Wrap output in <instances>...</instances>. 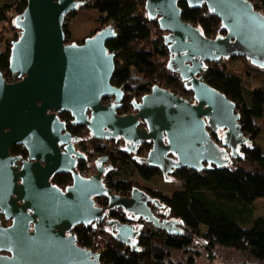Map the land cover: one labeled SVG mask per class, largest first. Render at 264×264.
<instances>
[{
  "label": "water",
  "instance_id": "95a60500",
  "mask_svg": "<svg viewBox=\"0 0 264 264\" xmlns=\"http://www.w3.org/2000/svg\"><path fill=\"white\" fill-rule=\"evenodd\" d=\"M26 1L14 19L19 36L9 49L14 82L0 72V264H102L99 254L77 244L73 229L79 225L104 223L115 240L135 252L142 231L132 220L180 236L179 221L164 218L165 206L145 190L133 187L121 196L105 185L104 176L113 169L107 155L94 160L96 174L82 177L77 164L87 156L57 115L68 113L70 125L84 126L94 140H120L128 155L150 143L149 151L132 160L157 168L165 180L182 168H225L251 140L241 131L235 104L205 81L206 66L244 58L264 70V17L248 0H145L148 21L164 32L166 69L191 91L193 101L154 85L131 101L133 113L118 115L126 96L112 84L115 55L106 48L116 37L114 27L66 43L63 25L81 1ZM179 2L191 9L204 5L225 34L205 37L181 19ZM104 99L113 102L104 105ZM12 145L27 152L18 166L20 157L9 154ZM56 174H70L71 184L64 190L53 185ZM95 198L106 199L109 210L122 209L129 222L107 219Z\"/></svg>",
  "mask_w": 264,
  "mask_h": 264
},
{
  "label": "trees",
  "instance_id": "16d2710c",
  "mask_svg": "<svg viewBox=\"0 0 264 264\" xmlns=\"http://www.w3.org/2000/svg\"><path fill=\"white\" fill-rule=\"evenodd\" d=\"M80 1L77 9L94 11L100 15L98 20L102 26L114 27L116 37L106 43L108 52L115 55V69L111 81L124 92L130 85H135V90L127 100L129 104L141 93L150 92L154 85L168 89L183 98L192 96L191 91L166 69V50L161 46L163 35H159L156 40L151 38L152 29H157L158 26L154 21H148L145 0ZM248 1L252 3L254 10L260 9L264 12V0ZM26 3V0H0V23L10 20V13H14L15 17L21 14ZM178 7L181 9V19L199 28L205 37L215 38L225 34L220 29V21L209 13L204 5L191 9L185 3L179 2ZM71 15H74V12L67 16L63 25L66 43L73 42L66 28V21ZM158 31L157 29L155 32ZM18 36L15 35L11 43L17 40ZM9 53V48L0 52V72L6 80L11 76L8 71ZM235 59L238 58L227 60ZM227 60L208 64L204 79L210 87L235 104L240 115L241 131L251 140L239 148V164H232V169L229 170L231 174L225 172L220 178L215 173L217 168L213 165L200 172L182 168L173 175L181 189L166 195L133 183L130 178L118 177L122 171L135 174L143 182H150L161 176L157 168L133 161L134 154L123 152V146L119 142L112 141L108 147H104L103 141L89 139L88 147H85L84 143L79 144L83 151H87L88 157L108 156V162L113 169L105 174V180L115 194L127 196L133 187L145 190L165 206L163 217L178 220L182 228L180 236L167 235L160 229L142 228V233L136 240L138 250L135 252L115 240L112 229L104 223L96 228L81 225L75 227L73 233L77 244L86 249H91L96 233L107 234L109 241L100 254L102 264H179L170 259L173 251L187 252L185 255L189 254L190 258H187L186 264H194L195 257L203 253L209 264H212L217 248L233 250L252 260V263L246 261L240 264H264V213L258 217L254 215L256 202L264 201V150L256 144L261 133L258 121L263 118L264 91L261 88L250 90L244 87L240 76L228 72ZM254 69L263 70L256 67ZM250 71H245L246 81L252 83L251 80L259 74L255 70ZM59 118L66 122L67 130L72 135H88L83 126L70 125L71 117L68 113L60 114ZM214 140L220 145L221 141L217 135H214ZM150 148V143H144L138 148L136 156H143ZM18 153L25 155L23 150L13 146L11 154ZM83 167L84 165H81L80 170ZM235 176L239 182L237 187L233 182ZM51 182L64 189L72 180L70 174H56ZM94 200L97 206L105 210L107 219H115L121 223L129 222L128 215L122 209L109 210L104 198ZM1 223L7 224L3 218ZM132 223L139 227L143 221L138 219ZM201 228L205 231L201 232Z\"/></svg>",
  "mask_w": 264,
  "mask_h": 264
},
{
  "label": "rangeland",
  "instance_id": "374dc122",
  "mask_svg": "<svg viewBox=\"0 0 264 264\" xmlns=\"http://www.w3.org/2000/svg\"><path fill=\"white\" fill-rule=\"evenodd\" d=\"M99 14L96 12L92 11H87L84 9H76L74 11V15H71L68 17L66 21V28L69 32V36L72 41H76L77 43H80L84 40V37L91 36L95 33V31L103 28L99 22ZM10 20H8L5 23H0V52H4L7 48L10 49V44L11 41L14 39L15 35H19V30L15 28L14 26V18L15 14L10 13ZM156 23V22H155ZM159 30L158 32H154ZM157 29H152L153 34L151 36L152 39H157L159 35H164V32L161 31L158 27ZM167 58V50H166V57ZM232 59V58H231ZM227 66H228V72L233 75L240 76L243 79V85L244 87L253 90L255 88H261L264 91V70L257 71V69H254L252 65L249 64L247 60L244 59H235V60H227L226 61ZM249 69L251 71L255 70L259 74L254 79L251 80L252 83L246 81V74L245 71ZM250 71V72H251ZM191 96H188V98ZM187 98V97H185ZM128 99V98H127ZM258 125L261 129L260 136L257 138L256 144L262 147L264 150V113H263V118L258 121ZM103 142H108L111 143L112 141H103ZM109 146V145H108ZM145 154V153H144ZM239 164L236 161H232L227 167L225 168H217L216 174L217 176L222 178L223 173L229 172L231 170L232 164ZM231 174V173H230ZM174 175V174H173ZM173 175L170 177V179L163 181L161 176L156 177L151 181L152 185H155L154 187L151 185V188L149 189H154L161 191L163 194L169 195L173 191H179L181 189L180 185L178 184L177 181L174 180ZM235 175V174H234ZM118 177L122 178H130L133 183L143 185V181H141L138 177L135 176L133 173L129 172H124L122 171L121 173L118 174ZM263 181V180H261ZM233 182L235 187L236 185H239L237 176L233 177ZM222 183V182H220ZM262 183L260 182V187ZM240 185H242L240 183ZM264 213V201L263 200H258L255 204V211L254 215L255 216H261ZM144 224H149L145 221H143ZM150 225V224H149ZM151 227V226H150ZM152 228V227H151ZM155 229V228H153ZM205 229L201 228V232H204ZM202 251V250H201ZM186 253H183L182 251H173L171 252V261L174 263H179V264H186L185 261L187 258H190L189 254L185 255ZM214 260L211 262L212 264H240L242 262H249L252 263V260L247 259L245 257H242L239 253L229 250V249H223V248H217L214 253ZM194 264H209V261H207L205 254H200V256L197 255L194 259Z\"/></svg>",
  "mask_w": 264,
  "mask_h": 264
},
{
  "label": "flooded vegetation",
  "instance_id": "af4514ba",
  "mask_svg": "<svg viewBox=\"0 0 264 264\" xmlns=\"http://www.w3.org/2000/svg\"><path fill=\"white\" fill-rule=\"evenodd\" d=\"M92 36V35H91ZM89 37V36H88ZM9 60V59H8ZM9 71V70H8ZM10 73V72H9ZM2 74V73H1ZM10 78L8 79V80H6L5 78H4V76H3V78L6 80V82H8V83H12V82H14V77H13V75L10 73ZM22 79V77L21 78H18L17 79V81L18 80H21ZM128 99L126 98V99H124V101H123V106H122V108L117 112V114L118 115H126V114H131V113H133V109H132V107H131V103L129 104V102L127 101ZM113 102V101H112ZM111 101H109V99H104V100H102V103L104 104V105H107V104H111L112 103ZM62 113H66V112H62ZM62 113H60V114H62ZM60 114H58L57 116H58V118H59V116H60ZM60 119V118H59ZM61 120V119H60ZM62 121V120H61ZM64 122V121H63ZM66 123V122H65ZM67 125V124H66ZM84 127V126H83ZM85 128V127H84ZM66 129H67V127H66ZM69 132V131H68ZM84 133V132H83ZM75 136V135H74ZM77 137H79V136H77ZM89 139H92V138H90V136L89 135H86V136H84V137H79V142H77V144H75L76 145V148L78 149V150H80L81 152H83V153H85L86 154V156H87V151L85 150V151H83V149H81L80 147H79V144H81V143H84V146L85 147H88L89 146ZM111 141V140H110ZM114 142H119L122 146H123V149H124V147H125V144L123 143V142H121L120 140H113ZM13 146H16V147H19L21 150H23L24 151V153H25V155H22V154H11V148L13 147ZM9 154H10V156L11 157H20V161H17L16 163H15V165L14 166H18V165H20L21 164V160H26V158H27V152L25 151V149L22 147V146H19V145H12L11 147H10V149H9ZM137 153L135 152L134 153V155H136ZM97 158V156H92V157H88L87 156V161H86V163H81V162H78V164H77V170H78V172H79V174L81 173V172H83L86 168H87V165L89 164V162L91 161V160H95ZM81 165H84V167L80 170V167H81ZM104 178H105V176H104ZM51 179L52 178H50V182H51ZM105 180V179H104ZM105 182H106V180H105ZM52 183V182H51ZM53 184V183H52ZM54 185V184H53ZM56 186V185H55ZM69 186V185H68ZM106 186L109 188V186L107 185V182H106ZM67 187V186H66ZM65 187V188H66ZM59 188V187H58ZM64 188V189H65ZM61 189V188H60ZM64 189H62V190H64ZM137 220V219H136ZM133 222V220L131 221V223ZM7 224H8V222H7ZM6 224V225H7ZM133 224V223H132ZM140 226H141V224H140ZM139 226V227H140ZM141 229V228H140Z\"/></svg>",
  "mask_w": 264,
  "mask_h": 264
},
{
  "label": "built area",
  "instance_id": "2783aa9c",
  "mask_svg": "<svg viewBox=\"0 0 264 264\" xmlns=\"http://www.w3.org/2000/svg\"><path fill=\"white\" fill-rule=\"evenodd\" d=\"M255 11H257L260 15H262L263 17H264V12L262 11V10H260V9H258V10H255ZM155 32V31H154ZM153 32V33H154ZM164 40H163V38H162V47H164L165 48V50H166V47H165V45H164V42H163ZM135 90V85H130V87H129V89L126 91V92H124L125 93V96H126V98H129V96H130V94H131V92L132 91H134ZM145 93H141L137 98H135V99H139L142 95H144ZM183 98V97H182ZM183 99H185V100H187L188 102H192L193 101V98H192V96L191 97H189V98H183ZM109 101H113V99H109ZM108 145H110V143H108V142H102V146H104V147H108ZM94 174H96V168H95V164H94V160H91L90 162H89V164L87 165V168L83 171V172H81L80 173V175L82 176V177H90V176H92V175H94ZM105 179V178H104ZM104 183H105V185H106V182H105V180H104ZM145 227H147V228H149L150 227V225L148 224H144V222H143V224H141V226H140V228L142 229V228H145ZM151 228V227H150ZM153 229V228H152ZM109 240H108V236H107V234H105V233H103V234H101V233H96L95 234V236H94V238H93V245H92V247H91V249H89V250H91L92 252H94V253H96V254H101V252L103 251V249L105 248V245L107 244V242H108Z\"/></svg>",
  "mask_w": 264,
  "mask_h": 264
},
{
  "label": "crops",
  "instance_id": "0c3cea01",
  "mask_svg": "<svg viewBox=\"0 0 264 264\" xmlns=\"http://www.w3.org/2000/svg\"><path fill=\"white\" fill-rule=\"evenodd\" d=\"M73 42H76V41H73ZM156 178V177H155ZM154 178V179H155ZM162 179H163V181H166L163 177H162ZM153 180V179H152ZM151 180V181H152ZM151 181L150 182H143V186L145 187V188H151V185H152V183H151ZM153 187L155 186V185H152ZM174 192V191H173Z\"/></svg>",
  "mask_w": 264,
  "mask_h": 264
}]
</instances>
